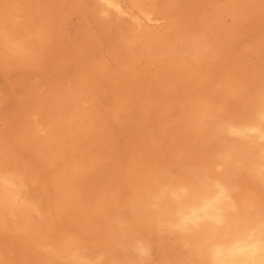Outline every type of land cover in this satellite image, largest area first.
Returning a JSON list of instances; mask_svg holds the SVG:
<instances>
[{
  "label": "rangeland",
  "instance_id": "rangeland-1",
  "mask_svg": "<svg viewBox=\"0 0 264 264\" xmlns=\"http://www.w3.org/2000/svg\"><path fill=\"white\" fill-rule=\"evenodd\" d=\"M133 1L0 0V264H264V0Z\"/></svg>",
  "mask_w": 264,
  "mask_h": 264
},
{
  "label": "bare ground",
  "instance_id": "bare-ground-1",
  "mask_svg": "<svg viewBox=\"0 0 264 264\" xmlns=\"http://www.w3.org/2000/svg\"><path fill=\"white\" fill-rule=\"evenodd\" d=\"M132 1H133V0H132ZM154 1H155V0H154ZM133 2H134V1H133ZM99 3H100V2H99ZM120 3H121V2H120ZM134 3H135V2H134ZM257 3H258V2H257ZM101 4H102V3H101ZM121 4H122V3H121ZM104 5H105V4H104ZM107 5H108V4H107ZM137 5H139V4L137 3ZM19 6H20V5H19ZM93 6H94V5H93ZM102 6H103V5H102ZM122 6H123V5H122ZM98 7H100V5H98ZM259 7H260V6H259ZM11 8H12V7H11ZM15 8H16V7H15ZM100 8H101V7H100ZM106 8H107V7H106ZM17 9H18V8H17ZM93 9H94V8H93ZM14 10H16V9H14ZM95 10H97V9H95ZM95 10H94V11H95ZM98 10H100V9H98ZM110 11H111V9H110ZM114 11H115V10H114ZM114 11H113V12H114ZM23 12H24V11H23ZM95 12H96V11H95ZM97 12H98V11H97ZM113 12H112V13H113ZM89 13H90V12H89ZM102 13H103V12H102ZM238 13H239V12H238ZM240 13H241V12H240ZM6 14H7V13H6ZM11 14H12V13H11ZM108 14H110V13H108ZM8 15H9V14H8ZM26 15H27V14H26ZM97 15H98V14H97ZM150 15H151V14H150ZM256 15H257V14H256ZM117 16H118V14H117ZM117 16H116V17H117ZM12 17H13V16H12ZM15 17H16V16H15ZM26 17H27V16H26ZM113 17H114V16H113V14H112V18H113ZM116 17H115V19H117ZM120 17H121V16H120ZM122 17H123V15H122ZM156 17H157V16H156ZM232 17H233V16H232ZM8 18H9V17H8ZM22 18H23V17H22ZM24 18H25V17H24ZM30 18H31V17H30ZM107 18H108V17H107ZM31 19H32V18H31ZM100 19H101V17H100ZM110 19H111V18H110ZM119 19H122V18H118V20H119ZM123 19H124V17H123ZM11 20H13V19H11ZM4 21H5V20H4ZM30 21H32V20H30ZM34 21H35V20H34ZM100 21H101V20H100ZM112 21H114V20H112ZM47 22H48V21H47ZM117 22H119V21H117ZM0 23H1V22H0ZM13 23H14V22H13ZM34 23H35V22H34ZM111 23H112V22H111ZM22 24H23V23H22ZM32 24H33V23H32ZM37 24H38V23H37ZM108 24H109V23H108ZM0 25H1V24H0ZM38 25H39V24H38ZM46 25H47V24H46ZM109 25H111V24H109ZM6 26H7V25H6ZM23 26H24V25H23ZM114 26H115V25H114ZM21 27H22V26H21ZM33 27H34V26H33ZM111 27H112V26H111ZM115 27H116V26H115ZM39 28H40V27H39ZM23 29H24V28H23ZM23 29H22V30H23ZM28 29H29V28H28ZM14 30H15V29H14ZM18 30H19V29H18ZM109 30H110V29H109ZM263 30H264V29H263ZM5 31H6V30H5ZM26 31H27V30H26ZM39 31H40V30H39ZM10 32H11V30H10ZM22 32H23V31H22ZM109 32H110V31H109ZM111 32H112V31H111ZM259 32H260V31H259ZM35 33H36V32H35ZM1 34H2V33H1ZM39 34H40V33H39ZM23 35H24V34H23ZM23 35H22V36H23ZM35 35H36V34H35ZM4 36H5V35H4ZM22 36H21V37H22ZM31 36H32V35H31ZM258 36H259V35H258ZM1 37H2V36H1ZM15 37H16V36H15ZM32 37H33V36H32ZM254 37H255V36H254ZM254 37H253V38H254ZM18 38H19V37H18ZM37 38H38V37H37ZM13 39H14V38H13ZM227 39H228V38H227ZM261 39H262V38H261ZM15 40H16V39H15ZM22 40H23V39H22ZM22 40H21V41H22ZM4 41H5V40H4ZM13 41H14V40H13ZM17 41H18V40H17ZM27 41H28V40H27ZM31 41H32V40H31ZM195 41H196V40H195ZM229 41H230V40H229ZM14 42H15V41H14ZM5 43H6V41H5ZM15 44H16V43H15ZM24 44H25V43H24ZM24 44H23V45H24ZM16 45H17V44H16ZM39 45H40V43H39ZM195 45H196V44H195ZM18 46H19V45H18ZM20 46H21V45H20ZM8 47H9V46H8ZM22 47H23V46H22ZM22 47H21V48H22ZM19 48H20V47H19ZM23 48H24V47H23ZM118 48H119V47H118ZM239 48H240V47H239ZM11 49L13 50L12 47H11ZM26 49H27V48H26ZM198 49H199V48H198ZM260 49H261V48H260ZM12 50H11V51H12ZM23 50H25V49H23ZM8 51H9V50H8ZM38 51H39V50H38ZM259 51H260V50H259ZM263 51H264V50H263ZM18 52H19V51H18ZM36 52H37V51H36ZM192 52H193V51H192ZM199 53H200V52H199ZM25 54H26V53H25ZM1 55H2V54H1ZM3 56H4V55H3ZM39 57H40V56H39ZM259 57H260V56H259ZM13 58H14V57H13ZM18 58H19V57H18ZM27 58H29V57H27ZM22 59H23V58H22ZM30 59H31V58H30ZM23 61H24V60H23ZM201 63H202V62H201ZM258 63H259V62H258ZM231 65H232V64H231ZM181 67H182V66H181ZM179 69H180V68H179ZM253 69H254V68H253ZM257 70H258V69H257ZM31 77H32V76H31ZM261 78H262V77H261ZM27 82H28V81H27ZM29 82H31V81H29ZM227 85H228V84H227ZM230 85H231V84H230ZM258 86H259V85H258ZM227 88H228V87H227ZM229 88H230V87H229ZM229 88H228V89H229ZM256 89H257V88H256ZM232 90H233V89H232ZM238 90H239V88H238ZM240 91H241V90H240ZM224 92H225V91H224ZM229 92H230V91H229ZM236 92H237V91H236ZM226 93H227V91H226ZM239 93H240V92H239ZM231 94H232V93H231ZM236 94H237V93H236ZM241 94H242V93H241ZM261 95H262V93H261ZM240 96H241V95H240ZM258 96H259V95H258ZM262 96H263V95H262ZM227 97H228V96H227ZM234 97H235V96H234ZM259 97H260V96H259ZM259 97H258V98H259ZM260 98H261V97H260ZM221 99H222V98H221ZM226 99H227V98H226ZM4 100H5V99H4ZM203 100H204V99H203ZM232 100H233V99H232ZM214 102H215V101H214ZM214 102H213V103H214ZM218 102H219V101H218ZM259 103H261V102H259ZM259 103H258V104H259ZM205 105H207V104H205ZM202 106H203V104H202ZM209 106H210V105H209ZM9 107H10V106H9ZM210 107H211V106H210ZM212 107H214V106H212ZM218 107H219V106H218ZM220 107H221V106H220ZM203 108H204V107H203ZM257 108H258V107H257ZM257 108H256V109H257ZM206 109H207V108H206ZM223 109H224V108H223ZM1 110H2V109H1ZM208 110H209V108H208ZM7 111H8V110H7ZM201 111L203 112V110H201ZM208 112H209V111H208ZM215 112H216V111H215ZM259 112H260V110H259ZM256 113H258V112L256 111ZM204 114H206V113H204ZM207 114H208V113H207ZM263 114H264V113H263ZM230 115H231V114H230ZM254 115H255V114H254ZM207 116H209V115H207ZM205 117H206V116H205ZM213 117H214V116H213ZM216 117H217V116H216ZM222 117H223V116H222ZM196 118H197V117H196ZM207 118H208V117H207ZM209 118L212 119V117H209ZM217 119H218V118H217ZM197 121H198V120H197ZM203 121H204V120H203ZM205 121L207 122L208 120L206 119ZM210 121H211V120H210ZM212 121H213V120H212ZM233 121H234V120H232V122H233ZM254 121H255V120H254ZM188 123H189V122H188ZM202 123H203V122H202ZM215 123H216V122H215ZM258 123H259V122H258ZM193 125H195V124L193 123ZM201 125H203V124H201ZM208 125H209V124H208ZM247 125H248V124H247ZM249 125H250V124H249ZM249 125H248V126H249ZM252 125H253V124H252ZM256 125H257V124H256ZM261 125H262V124H261ZM196 126H197V125H196ZM210 126H211V125H210ZM218 126H219V125H218ZM253 126H254V125H253ZM239 127H240V126H239ZM193 128H194V127H193ZM201 128H202V126H201ZM204 128H205V127H204ZM204 128H203L202 130H204ZM214 128H215V126H214ZM216 128H217V127H216ZM216 128H215V129H216ZM227 128H228V127H227ZM188 129H189V127H188ZM194 129H195V128H194ZM196 129H197V127H196ZM196 129H195V130H196ZM215 129H214V131H215ZM195 130H194V131H195ZM198 130H199V129H198ZM205 130H206V129H205ZM219 130H221V129H219ZM203 132H204V131H203ZM212 133H213V132H212ZM194 134H195V133H194ZM208 134H209V133H208ZM210 136H211V135H210ZM214 136H215V135H214ZM206 137H208V136L206 135ZM212 137H213V136H212ZM213 138H214V137H213ZM206 139H207V138H206ZM227 139H228V138H227ZM237 139H238V138H237ZM232 140H233V139H232ZM226 142H227V140H226ZM228 142H229V141H228ZM233 142H234V141H233ZM239 142H240V140H239ZM243 142H244V141H243ZM248 142H249V141H248ZM204 143H205V142H204ZM235 143H236V141H235ZM246 143H247V142H246ZM206 144H208V143H206ZM228 145L230 146V144H228ZM205 146H206V145H205ZM211 146H213V144H212ZM243 146H244V145H243ZM247 146H248V145H247ZM263 146H264V145H263ZM217 147H218V146H217ZM223 147H224V146H223ZM201 148H202V147H201ZM203 148H204V147H203ZM218 148H219V147H218ZM227 148H228V147H227ZM254 148H256V147H254ZM223 149H225V148H223ZM238 149H239V148H238ZM251 149H252V147H251ZM199 150H200V149H199ZM211 150H212V149H211ZM214 150H215V149H214ZM219 150H220V149H219ZM235 150H236V149H235ZM235 150H234V151H235ZM257 150H258V149H257ZM201 151H202V150H201ZM206 151H207V150H206ZM206 151H204V152H206ZM222 151H223V150H222ZM232 151H233V150H232ZM247 152H248V151H247ZM260 152H261V151H260ZM193 153H195V152H193ZM208 153H209V152H208ZM241 153H242V152H241ZM254 153H255V152H254ZM254 153H253V154H254ZM198 154L200 155V153H198ZM219 154H220V153H219ZM251 154H252V152H251ZM257 154H258V153H257ZM189 155H190V154H189ZM213 155H214V154H213ZM223 155H224V154H223ZM260 155H261V154H260ZM0 156H1V155H0ZM220 156H221V155H220ZM233 156H234V155H233ZM238 156H239V155H238ZM248 156H249V155H248ZM213 157H214V156H213ZM262 157H263V156H262ZM217 158H218V157H217ZM239 158H240V157H239ZM250 158H251V157H250ZM210 159H211V158H210ZM213 159H215V158H213ZM220 159H221V158H220ZM220 159H219V160H220ZM257 159H258V157H257ZM259 159H260V158H259ZM197 160H198V159H197ZM242 160H243V159H242ZM213 161H214V160H213ZM194 162H195V161H194ZM194 162H192V163H194ZM250 162H251V161H250ZM187 163H188V160H187ZM221 163H222V162H220V164H221ZM242 163H243V162H242ZM258 163H259V162H258ZM2 164H4V162H3ZM188 164H189V163H188ZM190 164H191V163H190ZM229 164H230V163H229ZM229 164H228V165H229ZM232 164H233V163H232ZM245 164H246V163H245ZM251 164H252V163H251ZM254 164H255V163H254ZM4 165H5V164H4ZM228 165H227V166H228ZM177 166H179V165H177ZM197 166H198V165H197ZM197 166H196V167H197ZM230 166H231V165H230ZM248 166H249V165H248ZM254 166H255V165H254ZM211 167H212V166H211ZM215 167H216V166H215ZM225 167H226V166H225ZM236 167H237V166H236ZM246 167H247V166H246ZM246 167H245V168H246ZM263 167H264V166H263ZM6 168H7V167H6ZM6 168H5V169H6ZM194 168H195V167H194ZM201 168H202V167H201ZM247 168H248V167H247ZM9 169H10V168H9ZM15 169H16V168H15ZM149 169H150V168H149ZM157 169H158V168H157ZM160 169H162V168H160ZM206 169H207V168H206ZM236 169H237V168H236ZM243 169H244V168H243ZM243 169H242V170H243ZM249 169H250V168H249ZM2 170H3V169H2ZM163 170H164V169H163ZM230 170H231V169H230ZM234 171H235V170H233V172H234ZM252 171L254 172V170H252ZM150 172H151V171H150ZM150 172H149V173H150ZM179 172H180V171H179ZM191 172H192V171H191ZM228 172H229V171H228ZM245 172H246V171H245ZM159 173H161V171H160ZM231 173H232V172H231ZM251 173H252V172H251ZM151 174H152V173H151ZM157 174H158V173H157ZM161 174H162V173H161ZM166 174H167V173H166ZM168 174H169V172H168ZM179 174H180V173H179ZM203 174H204V173H203ZM220 174H222V173H220ZM223 174H224V173H223ZM227 174H228V173H227ZM238 174H239V173H238ZM2 175H3V174H2ZM17 175H18V174H17ZM114 175H115V174H114ZM195 175H196V174H195ZM213 175H214V173H213ZM249 175H250V174H249ZM251 175H252V174H251ZM6 176H7V174H6ZM21 176H22V175H21ZM116 176H117V175H116ZM146 176H147V174H146ZM167 176H168V175H167ZM216 176H217V175H216ZM151 177H152V175H151ZM162 177H163V176H162ZM187 177H188V176H187ZM213 177H214V176H213ZM223 177H224V176H223ZM248 177H250V176H248ZM153 178H154V177H153ZM158 178L160 179V177H158ZM181 178H182V177H181ZM230 178H231V177H230ZM243 178H244V177H243ZM2 179H3V177H2ZM9 179H11V178H9ZM22 179H23V178H22ZM145 179H146V178H145ZM167 179H168V178H167ZM172 179H173V178H172ZM172 179H171V180H172ZM192 179H193V178H192ZM200 179H201V178H200ZM209 179H210V178H209ZM231 179H232V178H231ZM23 180H24V179H23ZM27 180H28V179H27ZM152 180H153V179H152ZM156 180H157V179H156ZM203 180H204V179H203ZM215 180H216V179H215ZM217 180H218V179H217ZM224 180H225V179H224ZM224 180L222 179V181H224ZM240 180H241V179H240ZM247 180H248V179H247ZM254 180H255V178H254ZM9 181H10V180H9ZM9 181H8V182H9ZM189 181H190V180H189ZM222 181H220V182H222ZM230 181H231V180H230ZM230 181H229V182H230ZM238 181H239V180H238ZM157 182H158V181H157ZM166 182H167V181H166ZM171 182H172V181H171ZM177 182H178V181H177ZM198 182H199V181H198ZM212 182H214V181H213V178H212ZM224 182H225V181H224ZM226 182H227V181H226ZM233 182H234V181H233ZM236 182H237V181H236ZM245 182H246V181H245ZM247 182H248V181H247ZM9 183H10V182H9ZM12 183H13V182H12ZM12 183H10V184L12 185ZM164 183H165V182H164ZM205 183H206V182H205ZM207 183H208V182H207ZM215 183H216V182H215ZM231 183H232V182H231ZM241 183H242V181H241ZM15 184H16V183H15ZM26 184H27V183H26ZM150 184H151V183H150ZM156 184H157V183H156ZM158 184H159V183H158ZM167 184H168V183H167ZM180 184H182V183H180ZM186 184H187V183H186ZM236 184H237V183H236ZM236 184H235V185H236ZM239 184H240V183H239ZM247 184H248V183H247ZM7 185H8V184H7ZM142 185H143V184H142ZM174 185H175V184H174ZM194 185H196V184H194ZM209 185H210V184H209ZM227 185H228V184H227ZM3 186H4V185H3ZM64 186H65V185H64ZM159 186H161V185H159ZM167 186H168V185H167ZM179 186H180V185H179ZM179 186H178V187H179ZM198 186H199V185H198ZM210 186H211V185H210ZM212 186H213V185H212ZM237 186H238V185H237ZM241 186H242V185H241ZM249 186H250V184H249ZM5 187H6V186H5ZM5 187H3V188H5ZM10 187H11V186H10ZM67 187H68V186H67ZM175 187H176V186H175ZM183 187H184V186H183ZM206 187H207V186H206ZM215 187H216V186H215ZM224 187H226V186H224ZM227 187H229V185H228ZM245 187H246V186H245ZM250 187H251V186H250ZM260 187H261V186H260ZM3 188H2V190H3ZM8 188H9V186H8ZM20 188H21V187H20ZM138 188H139V187H138ZM143 188H144V187H143ZM172 188H173V187H171V188H169V189H172ZM246 188H247V187H246ZM252 188H253V187H252ZM252 188H251V189H252ZM10 189H13V188H10ZM25 189H26V187H25ZM184 189H185V188H184ZM255 189H256V188H255ZM259 189H260V188H259ZM16 190H17V189H16ZM156 190H157V188H156ZM201 190H202V189H201ZM204 190H205V189H204ZM226 190H227V189H226ZM229 190H230V189H229ZM257 190H258V189H257ZM257 190H256V191H257ZM6 191H7V190H6ZM31 191H32V190H31ZM71 191H72V189H71ZM73 191H74V190H73ZM208 191H209V190H208ZM231 191H232V189H231ZM243 191H244V190H243ZM243 191H242V192H243ZM245 191H246V190H245ZM252 191H253V189H252ZM149 192H150V191H149ZM155 192H156V191H155ZM170 192H171V191H170ZM192 192H193V191H192ZM195 192H196V190H195ZM226 192H227V191H226ZM242 192H241V193H242ZM247 192H248V191H247ZM250 192H251V191H250ZM261 192H262V191H261ZM263 192H264V191H263ZM20 193H21V192H20ZM25 193H26V192H25ZM30 193H31V192H30ZM41 193H42V192H41ZM41 193H40V194H41ZM93 193H95V192H92V194H93ZM129 193H130V192H129ZM152 193H153V192H152ZM186 193H187V192H186ZM189 193H190V192H189ZM254 193H255V192H254ZM257 193H258V192H257ZM6 194H7V193H6ZM6 194H5V195H6ZM21 194H22V193H21ZM31 194H32V193H31ZM40 194H39V195H40ZM148 194H149V193H148ZM197 194H198V193H197ZM231 194H232V193H231ZM243 194H244V193H243ZM248 194H249V193H248ZM248 194H247V196H248ZM26 195H27V194H26ZM39 195H38V196H39ZM151 195H152V194H151ZM201 195H202V194H201ZM204 195H205V194H204ZM206 195H207V194H206ZM252 195H253V194H252ZM6 196H7V195H6ZM10 196H11V195H10ZM20 196H21V195H20ZM32 196H33V195H32ZM36 196H37V194H36ZM208 196H209V195H208ZM234 196H235V195H234ZM241 196H242V195H241ZM250 196H251V195H250ZM250 196H249V197H250ZM255 196H256V195H255ZM261 196H262V195H261ZM11 197H12V196H11ZM13 197H14V196H13ZM21 197H22V196H21ZM91 197H92V196H91ZM153 197H154V196H153ZM204 197H205V196H204ZM206 197H207V196H206ZM237 197H238V196H237ZM19 198H20V197H19ZM28 198H29V197H28ZM35 198H37V197H35ZM35 198H33V199H35ZM189 198H190V197H189ZM235 198H236V197H235ZM243 198H244V197H243ZM243 198H242L241 200H243ZM254 198H255V197H254ZM258 198H259V197H258ZM261 198H262V197H261ZM8 199H9V198H8ZM40 199H41V198H40ZM109 199H110V198H109ZM152 199H154V198H152ZM197 199H198V198H197ZM197 199H195V200L197 201ZM202 199H203V198H202ZM251 199H252V198H251ZM5 200H7V199H5ZM10 200H11V199H10ZM146 200H147V199H146ZM227 200H228V199H227ZM3 201H4V200H3ZM3 201H2V202H3ZM45 201H46V200H45ZM108 201H109V200H108ZM114 201H115V200H114ZM125 201H126V200H125ZM131 201H132V200H131ZM134 201H135V200H134ZM169 201H170V200H169ZM200 201H201V200H200ZM223 201H225V200L223 199ZM262 201H264V200H262ZM13 202L15 203V199H14ZM13 202H12V203H13ZM41 202H42V201H41ZM47 202H48V201H46V204H48ZM110 202H111V201H110ZM119 202H120V201H119ZM165 202H166V201H165ZM186 202H187V201H186ZM186 202H185V203H186ZM206 202H207V201H206ZM236 202H237V201H236ZM239 202H240V200H239ZM257 202H258V201H257ZM8 203H9V202H8ZM27 203H28V202H27ZM27 203H26V204H27ZM72 203H73V202H72ZM122 203H123V202H122ZM153 203H154V202H153ZM188 203H190V202H188ZM194 203H195V202H194ZM230 203H231V202H230ZM230 203H229V204H230ZM241 203H242V202H241ZM261 203H262V202H261ZM16 204H17V203H16ZM31 204H32V203H31ZM33 204H34V203H33ZM35 204H36V203H35ZM44 204H45V203H44ZM109 204H110V203H109ZM166 204H167V203H166ZM173 204H174V203H173ZM201 204H202V203H201ZM233 204H234V203H233ZM237 204H238V203H237ZM254 204H255V203H254ZM259 204H260V203H259ZM18 205H20V204H18ZM39 205H40V204H39ZM121 205H122V204H121ZM124 205H125V204H124ZM142 205H143V204H142ZM167 205H168V204H167ZM170 205H171V204H170ZM174 205H175V204H174ZM189 205H190V204H189ZM231 205H232V204H231ZM26 206H27V205H26ZM26 206H25V207H26ZM109 206H110V205H109ZM180 206H181V205H180ZM186 206H187V205H186ZM257 206H258V205H257ZM22 207H23V206H22ZM28 207H29V206H28ZM37 207H38V206H37ZM37 207H36V208H37ZM115 207H116V206H115ZM126 207H127V206H126ZM189 207H190V206H189ZM233 207H235V206H233ZM238 207H239V206H238ZM245 207H246V206H245ZM254 207H255V206H254ZM4 208H5V207H4ZM26 208H27V207H26ZM31 208H32V207H31ZM31 208H30V209H31ZM43 208H45V207L42 206V209H43ZM117 208H118V206H117ZM163 208H164V207H163ZM184 208H186V207H184ZM236 208H237V207H236ZM236 208H235V209H236ZM247 208H248V207H247ZM249 208H250V207H249ZM5 209H6V208H5ZM5 209H4V210H5ZM10 209H11V207H10ZM112 209H113V208H112ZM114 209H116V208H114ZM121 209H122V207H121ZM189 209H190V208H189ZM238 209H239V208H238ZM241 209H242V208H241ZM257 209H259V207H258ZM261 209H262V208H261ZM23 210H24V209H23ZM45 210H47V209H45ZM108 210H109V209H108ZM118 210H119V209H118ZM124 210H125V209H124ZM185 210H186V209H185ZM185 210H183V211H185ZM198 210H199V209H198ZM232 210H233V209H232ZM247 210H249V209H247ZM255 210H256V209H255ZM259 210H260V209H259ZM29 211H30V210H29ZM33 211H34V210H33ZM40 211H41V210H40ZM110 211H111V210H110ZM127 211H128V210H127ZM137 211H138V210H137ZM146 211H147V210H146ZM161 211H162V210H161ZM163 211H165V210H163ZM177 211H178V210H177ZM260 211H262V210H260ZM263 211H264V210H263ZM16 212H17V211H16ZM142 212H143V211H142ZM166 212H167V211H166ZM171 212H172V211H171ZM171 212H170V213H171ZM234 212H235V211H234ZM250 212H251V211H250ZM256 212H257V211H256ZM256 212H255V213H256ZM106 213H107V212H106ZM162 213H163V212H162ZM241 213H242V212H241ZM245 213H246V212H245ZM245 213H242V214H245ZM257 213H258V212H257ZM2 214H3V213H2ZM5 214H6V213H5ZM125 214H126V213H125ZM141 214H142V213H141ZM171 214H172V213H171ZM185 214H186V213H185ZM227 214H228V212H227ZM234 214H235V213H234ZM237 214H238V213H237ZM249 214H250V213H249ZM260 214H261V213H260ZM262 214H264V213H262ZM16 215H17V214H16ZM16 215H15V216H16ZM22 215H23V214H22ZM32 215H33V214H32ZM107 215H108V214H107ZM111 215H112V214H111ZM116 215H117V214H116ZM116 215H115V216H116ZM120 215H121V212H120ZM165 215H167V213H165ZM172 215H173V214H172ZM182 215H183V214H182ZM228 215H229V214H228ZM228 215H226L227 218H228ZM230 215H231V214H230ZM230 215H229V217H230ZM247 215H248V213H247ZM18 216H19V215H18ZM18 216H17V217H18ZM27 216H28V215H27ZM125 216H127V215H125ZM239 216H240V215H239ZM257 216H258V214H257ZM6 217H7V216H6ZM6 217H5V218H6ZM11 217H12V216H11ZM34 217H35V216H34ZM34 217H33V218H34ZM166 217H167V216H166ZM171 217H172V216H171ZM18 218H19V217H18ZM37 218H38V217H37ZM39 218H40V217H39ZM113 218H114V217H113ZM120 218H121V217H120ZM136 218H137V217H136ZM155 218H156V217H155ZM234 218H235V217H234ZM236 218H237V217H236ZM242 218H243V217H242ZM261 218H262V217H261ZM263 218H264V217H263ZM29 219H30V218H29ZM29 219H27V220H29ZM117 219L119 220V217H118ZM138 219H139V218H138ZM162 219H163V218H162ZM166 219H167V218H166ZM171 219H172V218H171ZM220 219H221V217H220ZM228 219H229V218H228ZM42 220H43V219H42ZM114 220H115V219H114ZM174 220H175V219H174ZM194 220H196V219H194ZM237 220H238V219H237ZM253 220H254V219H253ZM258 220H259V219H258ZM32 221H33V220H32ZM40 221H41V220H40ZM111 221H112V220H111ZM140 221H141V220H140ZM196 221H197V220H196ZM226 221H227V220H226ZM242 221H244V220H242ZM8 222H9V221H8ZM15 222H16V221H15ZM21 222H22V221H21ZM106 222H107V221H106ZM154 222H155V221H154ZM228 222H229V221H228ZM234 222H235V221H234ZM259 222H260V221H259ZM262 222H263V221H262ZM16 223L18 224L19 222H16ZM25 223H26V222H25ZM117 223H118V222H117ZM176 223H177V221H176ZM206 223H207V222H206ZM230 223H231V222H230ZM235 223H237V222H235ZM249 223H250V222H249ZM254 223H255V222H254ZM19 224H20V223H19ZM114 224H115V223H114ZM223 224H224V223H223ZM15 225H16V224H15ZM20 225H21V224H20ZM151 225H152V224H151ZM204 225H205V224H204ZM224 225H225V224H224ZM106 226H107V225H106ZM140 226H141V225H140ZM239 226H240V225H239ZM249 226H250V225H248V227H249ZM32 227H33V226H32ZM131 227H132V226H131ZM191 227H192V224H191ZM200 227H201V226H200ZM220 227H221V226H220ZM236 227H237V226H236ZM129 228H130V227H128V229H129ZM223 228H224V227H223ZM228 228H232V227H228ZM262 228H263V227H262ZM20 229H21V228H20ZM117 229H118V228H117ZM193 229H194V228H193ZM205 229H206V228H205ZM226 229H227V228H226ZM244 229H245V228H244ZM247 229H248V228H247ZM163 230H164V229H163ZM233 230H234V229H233ZM257 230H258V229H257ZM117 231H118V230H117ZM125 231H126V230H125ZM221 231H222V230H221ZM229 231H230V230H229ZM190 232H191V231H190ZM222 232H224V231H222ZM118 233H119V232H118ZM196 233H197V232H196ZM202 233H203V232H202ZM205 233H206V232H205ZM205 233H204V234H205ZM217 233H218V232H217ZM219 233H220V232H219ZM113 234H114V233H113ZM131 234H132V232H131ZM137 234H138V233H137ZM137 234H136V235H137ZM199 234H200V233H199ZM245 234H246V233H245ZM118 235H120V234H118ZM133 235H134V233H133ZM133 235H132V236H133ZM212 235H213V234H212ZM217 235H218V234H217ZM120 236H121V235H120ZM120 236H119V237H120ZM191 236H192V235H191ZM225 236H226V235H225ZM228 236H229V235H228ZM256 236H257V235H256ZM119 237H118V238H119ZM172 237H173V236H172ZM188 237H189V236H188ZM199 237H200V236H199ZM203 237H204V236H203ZM230 237H231V236H230ZM74 238H75V237H74ZM122 238H123V237H122ZM129 238H130V237H128V239H129ZM138 238H139V237H138ZM223 238H224V237H223ZM263 238H264V237H263ZM69 239H70V238H69ZM69 239H67V240L69 241ZM120 239H121V238H120ZM153 239H154V238H153ZM174 239H175V238H174ZM193 239H194V238H193ZM196 239H197V238H196ZM224 239H225V238H224ZM228 239H229V238H228ZM67 240H66V241H67ZM78 240H79V239H78ZM121 240H122V239H121ZM133 240H134V239H133ZM142 240H143V239H142ZM184 240H185V239H184ZM203 240H204V239H203ZM257 240H258V239H257ZM261 240H262V239H261ZM68 241H67V243H68ZM84 241H85V240H84ZM105 241H106V240H105ZM139 241H140V240H139ZM175 241H176V240H175ZM187 241H188V240H187ZM191 241H192V240H191ZM195 241H196V240H195ZM201 241H202V240H201ZM255 241H256V240H255ZM263 241H264V240H263ZM263 241H262V242H263ZM115 242H116V241H115ZM126 242H127V241H126ZM140 242H141V241H140ZM145 242H146V241H145ZM145 242H144V244H145ZM188 242H189V241H188ZM76 243H77V242H76ZM81 243H83V242H81ZM81 243H80V244H81ZM118 243H119V241H118ZM127 243H128V242H127ZM133 243H134V242H133ZM137 243H138V242H137ZM142 243H143V241H142ZM154 243H155V242H154ZM156 243H157V242H156ZM177 243H179V242H177ZM199 243H200V242H199ZM230 243H231V242H230ZM43 244H44V243H43ZM65 244H66V243H65ZM103 244H104V243H103ZM202 244H203V243H202ZM49 245H50V244H49ZM66 245H67V244H66ZM70 245H71V244H70ZM84 245H85V244H84ZM89 245H90V244H89ZM92 245H93V244H92ZM114 245H115V244H114ZM150 245H151V244H149V246H150ZM262 245H263V243H262ZM51 246H52V245H51ZM57 246H58V245H57ZM63 246H64V245H63ZM63 246H62V247H63ZM75 246H76V245H75ZM101 246H102V245H101ZM141 246H142V245H141ZM145 246H146V245H145ZM38 247H39V246H38ZM54 247H56V246H54ZM60 247H61V246H60ZM83 247H84V246H83ZM83 247H82V249H83ZM103 247H104V246H103ZM106 247H108V246H106ZM113 247H114V246H113ZM155 247H156V246H155ZM36 248H37V247H36ZM41 248H42V247H41ZM41 248H40V249H41ZM64 248H65V247H64ZM67 248H69V247H67ZM72 248H73V247H72ZM74 248H75V247H74ZM87 248H88V247H87ZM87 248H86V249H87ZM90 248H91V246H90ZM109 248H110V247H109ZM148 248H149V247H148ZM43 249H45V248H43ZM84 249H85V248H84ZM84 249H83V250H84ZM94 249H95L94 252H97L96 248H94ZM115 249H116V248H115ZM136 249H137V248H136ZM41 250H42V249H41ZM54 250H55V248H54ZM56 250H57V249H56ZM65 250H66V249H65ZM73 250H74V249H73ZM76 250H77V249H76ZM80 250H81V249H80ZM87 250H88V249H87ZM107 250H108V249H107ZM111 250H112V249H111ZM141 250H142V249H141ZM39 251H40V250H39ZM45 251H46V250H45ZM62 251H64V250H62ZM68 251H69V250H68ZM74 251H75V250H74ZM101 251H103V250H101ZM105 251H106V250H105ZM41 252H42V251H41ZM47 252H48V250H47ZM59 252H61V251H59ZM78 252H79V251H78ZM78 252L76 251V253H78ZM85 252H86V250H85ZM85 252H84V253H85ZM87 252H88V251H87ZM91 252H92V251H91ZM106 252H107V251H106ZM108 252H109V251H108ZM115 252H116V251H115ZM115 252H113V253H115ZM117 252H118V251H117ZM120 252H122V251L120 250ZM150 252H151V251H150ZM178 252H179V251H178ZM74 253H75V252H74ZM82 253H83V252H82ZM89 253H90V252H89ZM99 253H100V252H99ZM125 253H126V252H125ZM198 253H199V252H198ZM53 254H54V253H53ZM58 254H59V253H58ZM65 254H67V253H65ZM95 254H96V253H95ZM102 254H103V253H102ZM102 254H101V255H102ZM109 254H112L111 251L109 252ZM132 254H133V253H132ZM41 255H43V254L41 253ZM59 255H60V254H59ZM78 255H79V254H78ZM80 255H81V254H80ZM82 255H83V254H82ZM97 255H98V254H97ZM127 255H128V254H127ZM173 255H174V254H173ZM39 256H40V253H39ZM55 256H56V255H55ZM65 256H66V255H65ZM68 256H69V255H68ZM74 256H75V255H74ZM85 256H86V255H85ZM91 256H92V255H91ZM99 256H100V255H99ZM118 256H119V255H118ZM129 256H130V255H129ZM191 256H192V255H191ZM205 256H206V255H205ZM60 257H61V255H60ZM69 257H70V256H69ZM76 257H77V256H76ZM76 257H75V258H76ZM78 257H79V256H78ZM80 257H82V256H80ZM94 257H96V256L94 255ZM103 257H104V256H103ZM105 257H106V256H105ZM108 257H110V256L108 255ZM120 257H121V256H120ZM150 257H151V256H150ZM206 257H207V256H206ZM51 258H52V257H51ZM55 258H56V257H55ZM55 258H54V259H55ZM67 258H68V257H67ZM70 258H71V257H70ZM72 258H73V256H72ZM86 258H87V257H86ZM90 258H91V257H90ZM118 258H119V257H118ZM123 258H124V257H123ZM126 258H127V257H126ZM139 258H141V257H139ZM191 258H192V257H191ZM81 259H82V261H83V258H81ZM87 259H88V258H87ZM99 259H100V258H99ZM101 259H102V258H101ZM109 259H110V258H109ZM137 259H138V257H137ZM146 259H147V258H146ZM150 259H151V258H150ZM171 259H172V258H171ZM175 259H177V258H175ZM48 260H49V259H48ZM65 260H66V257H65ZM102 260H103V259H102ZM115 260H117V259H115ZM122 260H123V259H122ZM126 260H127V259H126ZM129 260H130V259H129ZM131 260H132V259H131ZM134 260H135V259H134ZM142 260H143V259H142ZM148 260H149V259H148ZM178 260H179V259H178ZM55 261H56V259H55ZM100 261H101V260H100ZM149 261H150V260H149ZM151 261H152V260H151ZM63 262H64V261H63ZM63 262H62V264H63ZM73 262H74V261H73ZM75 262H76V261H75ZM90 262H91V260H90ZM92 262H93V261H92ZM133 262H135V261H133ZM142 262H143V261H142ZM157 262H158V261H157ZM47 263H48V262H47ZM50 263H52V259H51V262H50ZM98 263H99V262H98ZM100 263H101V262H100ZM105 263H106V262H105ZM112 263H113V262H112ZM131 263H132V262H131ZM135 263H136V262H135ZM139 263H141V262H139ZM143 263H144V262H143ZM150 263H151V262H150ZM172 263H173V262H172ZM176 263H177V261H176ZM52 264H53V263H52ZM96 264H97V263H96ZM114 264H115V262H114ZM125 264H126V263H125ZM136 264H137V263H136ZM147 264H148V263H147Z\"/></svg>",
  "mask_w": 264,
  "mask_h": 264
},
{
  "label": "clouds",
  "instance_id": "clouds-1",
  "mask_svg": "<svg viewBox=\"0 0 264 264\" xmlns=\"http://www.w3.org/2000/svg\"><path fill=\"white\" fill-rule=\"evenodd\" d=\"M246 249L240 248V247H234L233 249L229 250H216L215 257L214 259V264H226L225 257L227 255H233L236 253H243L245 252ZM253 251H258V249H253Z\"/></svg>",
  "mask_w": 264,
  "mask_h": 264
}]
</instances>
